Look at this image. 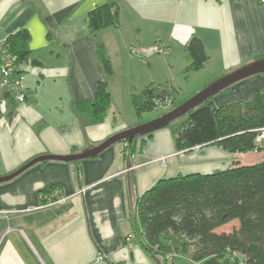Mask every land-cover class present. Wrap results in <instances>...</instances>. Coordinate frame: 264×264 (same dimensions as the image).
Here are the masks:
<instances>
[{"label": "crops", "instance_id": "crops-1", "mask_svg": "<svg viewBox=\"0 0 264 264\" xmlns=\"http://www.w3.org/2000/svg\"><path fill=\"white\" fill-rule=\"evenodd\" d=\"M102 5L117 10V25L90 34L87 13ZM18 31L28 35L29 58L19 68L26 97L19 104L8 101L5 113L0 112V177L36 157L81 153L145 123V114L135 116L130 96L155 81L145 83V61L165 58L150 51L131 55L129 47L166 44V71L172 76L171 66L184 70L190 62L187 42L195 37L203 44L206 62L187 73L199 84L179 92L167 87L171 106L264 58V4L256 0H0V44ZM97 45L111 65L108 77ZM102 80L110 105L103 120L94 123L78 107L92 100ZM262 89L264 77L255 75L215 95L212 103L249 101ZM5 99L0 88V102ZM134 145L129 170L133 201L159 179L232 165V154L213 145L177 152L168 128L155 130L146 142L139 137ZM126 149L127 143L118 142L81 161L38 162L0 182V264H156L135 237L127 240L133 223ZM53 189L67 200L42 206L40 194ZM174 253L168 264H197L190 249Z\"/></svg>", "mask_w": 264, "mask_h": 264}, {"label": "trees", "instance_id": "trees-1", "mask_svg": "<svg viewBox=\"0 0 264 264\" xmlns=\"http://www.w3.org/2000/svg\"><path fill=\"white\" fill-rule=\"evenodd\" d=\"M256 1L264 4V0ZM117 22V10L112 5L98 6L87 13L90 34ZM27 40L25 31L8 35L1 43L0 59L4 50L15 57L21 72L20 66L29 58ZM185 50L190 62L184 71L200 70L207 60L203 44L193 37ZM96 52L104 76H110L112 69L103 47L97 45ZM258 75L264 77V72ZM215 95L189 110L185 121L172 131L174 149L178 152L213 145L229 154L264 150V139L256 141L264 128V89L256 91L249 101L218 107L212 103ZM169 96L166 89L157 90L149 84L130 96V104L140 118L154 110L158 100ZM109 105L110 96L102 80L96 84L92 100L78 108L87 110L92 121L99 123ZM154 131L134 137L125 152L133 153L135 140L145 136L146 142ZM133 208L136 241L152 258L162 257L164 264L165 255L189 249L190 259L197 264H264V160L234 163L207 174L159 179L133 201ZM229 224L235 226L224 230Z\"/></svg>", "mask_w": 264, "mask_h": 264}, {"label": "water", "instance_id": "water-1", "mask_svg": "<svg viewBox=\"0 0 264 264\" xmlns=\"http://www.w3.org/2000/svg\"><path fill=\"white\" fill-rule=\"evenodd\" d=\"M264 72V58L258 59L250 64L240 67L239 69L228 73L219 79L209 83L195 95L187 99L179 106L174 107L173 109L169 110L167 113L157 117L156 119L137 125L135 127L129 128L122 132L116 133L107 139H105L99 145L92 147L89 150L83 151L81 153L73 154V155H43L36 157L20 167L15 172L11 173L10 175L0 177V182L9 180L20 172L25 170L26 168L30 167L31 165L46 161V160H55V161H64V162H77L84 159L92 158L100 154L110 145L118 142H126L128 144L132 143V140L136 136L144 135L146 133H150L154 130L160 129L166 126L169 121L186 114L189 110L194 108L195 106L202 103L207 98L215 95L222 89L229 87L237 82L245 80L249 77L261 74ZM132 168L131 157L129 154L125 155V163H124V173H125V182H126V190H127V199H128V207L130 211V216L132 219V223L134 225L135 214L133 209V198H132V190H131V178L129 170ZM154 261L156 264H163V258L160 256H155Z\"/></svg>", "mask_w": 264, "mask_h": 264}, {"label": "rangeland", "instance_id": "rangeland-1", "mask_svg": "<svg viewBox=\"0 0 264 264\" xmlns=\"http://www.w3.org/2000/svg\"><path fill=\"white\" fill-rule=\"evenodd\" d=\"M167 54L168 52L164 55H161L162 58H165V61H163V59H154L152 61H147V60L145 61V83L150 81L152 78H154L155 80L154 83H150V82L148 83L152 84L155 88H157V90H159L160 88L167 89V87H170V88L173 87L178 92L179 90L183 91V90L188 89V87L194 86L195 84H199L200 82L199 79L195 78L194 76H190L189 74H187V72L182 70L181 67L179 69V67L171 66L170 70H171L172 76H169V74L166 71L167 64H169L168 61H166V59H168V57H166ZM146 62H148L150 66H152L150 67V70L148 69ZM149 84H145V86ZM175 106H178V105L174 104L173 106H170V107L161 106V107L155 108L150 113H146L145 123L150 122L156 119L158 116H161L167 113L169 110H171ZM185 119H186V115L183 114L169 121V123L162 128H168L172 131L176 130L185 121ZM263 139H264V131L262 133L259 132V134L256 137V141L260 143ZM127 146H128V143H127ZM263 160H264V150H262L261 152H249L246 154H232L230 162H232L231 164H234L237 161L243 162L244 164H251V163L261 162ZM233 226H235V224H229L223 229L230 230ZM130 235L132 236V239H133L134 234L131 233ZM165 263L168 264L166 259H165ZM163 264H164V260H163ZM174 264L176 263L174 262Z\"/></svg>", "mask_w": 264, "mask_h": 264}, {"label": "built area", "instance_id": "built-area-1", "mask_svg": "<svg viewBox=\"0 0 264 264\" xmlns=\"http://www.w3.org/2000/svg\"><path fill=\"white\" fill-rule=\"evenodd\" d=\"M2 45L0 44V47ZM150 51L153 54L164 55L169 52V48L166 44L162 42H155L150 48H145L142 46H132L129 47L128 52L130 54H139ZM0 88L4 90L6 94L5 100L0 102V112L5 113L7 102L12 103H22L26 97V87H25V75L23 72H19L15 63V57L9 53L1 50L0 59ZM172 99L170 97L164 98L163 100H158L155 104V108L161 106H171ZM264 128L260 130L262 133ZM197 148V147H194ZM40 198L43 201L42 206H52L57 204H63L67 200L58 189H53L49 193L40 194ZM132 239L129 234L127 240ZM172 254L165 255V259L169 262L172 259ZM101 257L99 256V259Z\"/></svg>", "mask_w": 264, "mask_h": 264}]
</instances>
